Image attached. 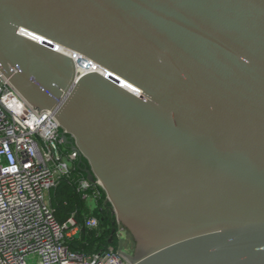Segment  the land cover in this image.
<instances>
[{
	"label": "water",
	"instance_id": "obj_1",
	"mask_svg": "<svg viewBox=\"0 0 264 264\" xmlns=\"http://www.w3.org/2000/svg\"><path fill=\"white\" fill-rule=\"evenodd\" d=\"M0 72L130 264H264V0H0Z\"/></svg>",
	"mask_w": 264,
	"mask_h": 264
},
{
	"label": "built area",
	"instance_id": "obj_2",
	"mask_svg": "<svg viewBox=\"0 0 264 264\" xmlns=\"http://www.w3.org/2000/svg\"><path fill=\"white\" fill-rule=\"evenodd\" d=\"M62 133L51 112L39 114L0 72V264H130L112 245L91 255L70 249L83 226L75 215L58 221L50 192L68 181L94 210L102 188L87 177L75 181L80 154ZM85 227L98 229V219L88 218Z\"/></svg>",
	"mask_w": 264,
	"mask_h": 264
},
{
	"label": "trees",
	"instance_id": "obj_3",
	"mask_svg": "<svg viewBox=\"0 0 264 264\" xmlns=\"http://www.w3.org/2000/svg\"><path fill=\"white\" fill-rule=\"evenodd\" d=\"M82 168L83 166H75V170L72 173L75 181L87 177ZM105 202L106 194L101 189V196L98 200L97 208L92 210L89 202L84 200L83 195L76 191V186L69 184L68 181H63L58 188L50 192V203L56 211L58 221L63 223L69 217L75 215L78 224L83 226L80 238L73 239L69 242L72 251L91 255L106 250L111 245L117 248H124L116 234L114 243H109L115 217L112 216ZM91 217L98 219V229L91 230L85 227L86 220ZM116 228L118 231V225H116Z\"/></svg>",
	"mask_w": 264,
	"mask_h": 264
},
{
	"label": "rangeland",
	"instance_id": "obj_4",
	"mask_svg": "<svg viewBox=\"0 0 264 264\" xmlns=\"http://www.w3.org/2000/svg\"><path fill=\"white\" fill-rule=\"evenodd\" d=\"M89 205H90L91 208H94L95 203L92 200H90L89 201ZM121 238H122L121 239L122 245L124 246L123 249L126 250V251H130L131 247H132V244L130 243L129 237L123 232Z\"/></svg>",
	"mask_w": 264,
	"mask_h": 264
},
{
	"label": "flooded vegetation",
	"instance_id": "obj_5",
	"mask_svg": "<svg viewBox=\"0 0 264 264\" xmlns=\"http://www.w3.org/2000/svg\"><path fill=\"white\" fill-rule=\"evenodd\" d=\"M131 243V242H130Z\"/></svg>",
	"mask_w": 264,
	"mask_h": 264
}]
</instances>
